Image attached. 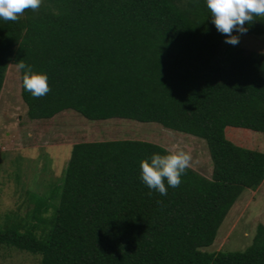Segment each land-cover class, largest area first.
I'll return each instance as SVG.
<instances>
[{
    "label": "trees",
    "instance_id": "trees-1",
    "mask_svg": "<svg viewBox=\"0 0 264 264\" xmlns=\"http://www.w3.org/2000/svg\"><path fill=\"white\" fill-rule=\"evenodd\" d=\"M206 0H42L16 22L0 19V88L8 64L46 74L50 91L19 95L28 119L72 110L88 120L154 122L204 141L206 178L191 168L167 195L140 177L141 160L169 152L138 139L71 145L50 230L0 229V247L38 264H264V227L241 251H203L244 189L264 178V151L226 139L264 133V53L234 46ZM244 34L264 35V16ZM236 31L233 35H239Z\"/></svg>",
    "mask_w": 264,
    "mask_h": 264
},
{
    "label": "rangeland",
    "instance_id": "rangeland-1",
    "mask_svg": "<svg viewBox=\"0 0 264 264\" xmlns=\"http://www.w3.org/2000/svg\"><path fill=\"white\" fill-rule=\"evenodd\" d=\"M239 43H225L217 53L226 60L234 46L264 53V35L239 34ZM16 66H6L0 88V229L31 230L38 239L48 234L57 203L58 186L72 144L114 139H138L168 151L174 145L190 153L191 169L209 178L211 163L204 141L154 122L112 118L88 120L72 110L48 119L31 120L19 95ZM226 139L247 149L264 151V133L236 127L224 129ZM264 227V178L244 189L216 230L213 242L201 250L241 251ZM0 264H38V257L0 247Z\"/></svg>",
    "mask_w": 264,
    "mask_h": 264
},
{
    "label": "clouds",
    "instance_id": "clouds-1",
    "mask_svg": "<svg viewBox=\"0 0 264 264\" xmlns=\"http://www.w3.org/2000/svg\"><path fill=\"white\" fill-rule=\"evenodd\" d=\"M42 0H0V19L16 22L25 10L36 11ZM207 8L212 17V24L216 30L226 36L225 43L237 45L239 37L233 32L244 34L246 24H251L254 17L264 16V0H206ZM16 70H23L22 86L35 98L45 96L49 91L46 74L33 72L31 68L19 60ZM174 151L166 154H153L150 160H141L140 177L143 183L160 195H167V185L177 188L181 184V176L190 167L192 157L179 145H174Z\"/></svg>",
    "mask_w": 264,
    "mask_h": 264
}]
</instances>
